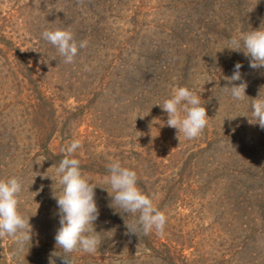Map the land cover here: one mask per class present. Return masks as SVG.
Instances as JSON below:
<instances>
[{
    "label": "rangeland",
    "instance_id": "rangeland-1",
    "mask_svg": "<svg viewBox=\"0 0 264 264\" xmlns=\"http://www.w3.org/2000/svg\"><path fill=\"white\" fill-rule=\"evenodd\" d=\"M256 1H248L251 12ZM221 2L0 0V42L22 47L56 102L53 147L65 152L80 140L73 156L97 186L94 229L101 245L95 254H70L75 264H264V129L254 123L250 107L260 91L264 99V68L252 69L242 51L225 49L230 37L251 27L224 18V8L237 18L238 4ZM255 13L258 30L264 20ZM207 21L221 24L213 28ZM58 28L70 30L77 44L87 41L72 64L42 38L45 29ZM150 55L154 61H145ZM236 63L243 65L247 83L249 99L243 101L223 89L231 87L225 77ZM176 86L192 89L206 108L207 126L195 139L166 126L167 113L158 106ZM117 160L136 171L137 186L165 213L163 235L128 233L126 224L134 218L110 207L104 176ZM100 163L103 174L91 169ZM45 165L43 177L55 174ZM233 165L252 179L233 178ZM55 176L40 215L29 219L30 244L15 256L14 240L0 236V264H62L53 255H63L54 239L60 228Z\"/></svg>",
    "mask_w": 264,
    "mask_h": 264
},
{
    "label": "clouds",
    "instance_id": "clouds-1",
    "mask_svg": "<svg viewBox=\"0 0 264 264\" xmlns=\"http://www.w3.org/2000/svg\"><path fill=\"white\" fill-rule=\"evenodd\" d=\"M42 38L49 42L64 58L65 64H72L79 49L87 47V41H77L67 29H45ZM225 49L243 52L250 57L249 66L252 69L264 68V27L258 30H247L238 36L227 40ZM242 64L234 65L233 74L225 79L231 87L223 89L230 93L235 101H243L246 96L247 83L242 81L240 69ZM240 81L239 84L235 82ZM249 99V98H248ZM167 113L166 126L174 128L178 136L183 134L186 139L197 138L207 126L209 118L206 108L201 105V96L187 86H176L171 95L162 104H158ZM251 117L261 129H264V99L259 97L251 101ZM164 126V122L161 121ZM81 148L78 139L72 140L62 151L65 155L55 166V173L60 186V194H54L60 228L54 237L56 248L62 250V264H75L70 254L84 252L95 254L101 245V236L94 229V222L99 218V209L95 199V188L92 181L87 179L80 167V160L73 154ZM136 171L123 167L117 160L107 165L104 182L110 186L106 190L111 198L110 207L115 204L125 214L134 219L126 224L128 233L137 236L138 233L148 235L155 231L163 235L167 223L165 213L154 205V197L144 194L137 186ZM22 183L16 177L0 179V236H8L14 240L13 255H21L31 242L32 226L29 218L18 210L19 194ZM113 208V207H112Z\"/></svg>",
    "mask_w": 264,
    "mask_h": 264
},
{
    "label": "trees",
    "instance_id": "trees-1",
    "mask_svg": "<svg viewBox=\"0 0 264 264\" xmlns=\"http://www.w3.org/2000/svg\"><path fill=\"white\" fill-rule=\"evenodd\" d=\"M204 1L208 2V0ZM233 1L242 11L236 10L239 7L234 5L236 18L226 13L224 8V18L241 24L245 23L251 27L244 29L242 33L247 30H256L253 29L255 27L253 18L255 12H258L264 20V0H257L256 10L252 12L250 11L251 3L250 5L248 3L250 0ZM226 2L230 0H222L221 3ZM225 21L224 19V24ZM219 24L221 22L217 24L214 21L209 25L216 28ZM240 55L243 57L244 53ZM0 58L4 60L0 59V179L6 180L14 176L20 180L22 192L19 194L18 210L22 215L32 218L40 215L38 210L42 206L41 201L44 196L54 191L50 179L56 173H47L48 175L43 177V161L47 164L46 169L53 170L67 153L56 152V148L53 147V138L59 126L56 118V102L52 96L45 93L39 81L38 72L26 59L22 47L13 42H0ZM149 58L145 61H154L151 55ZM73 67L76 68L75 65ZM137 67L136 64L132 65L133 70ZM128 75L131 73L126 76ZM46 112L49 114L47 120ZM101 164L93 165L91 169L100 168L103 174L104 167ZM232 168H234L233 178L247 175L252 179L251 174H246L244 168L243 170L234 165ZM93 174L100 173L93 171ZM54 182L59 187L57 178ZM60 190L57 188L55 192L58 194ZM32 206L34 207L30 210Z\"/></svg>",
    "mask_w": 264,
    "mask_h": 264
}]
</instances>
